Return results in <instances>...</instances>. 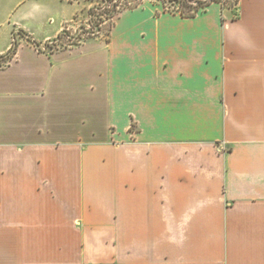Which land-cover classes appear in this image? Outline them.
Masks as SVG:
<instances>
[{"label":"crops","instance_id":"crops-1","mask_svg":"<svg viewBox=\"0 0 264 264\" xmlns=\"http://www.w3.org/2000/svg\"><path fill=\"white\" fill-rule=\"evenodd\" d=\"M150 3L0 0V264H264V0Z\"/></svg>","mask_w":264,"mask_h":264},{"label":"trees","instance_id":"trees-1","mask_svg":"<svg viewBox=\"0 0 264 264\" xmlns=\"http://www.w3.org/2000/svg\"><path fill=\"white\" fill-rule=\"evenodd\" d=\"M125 1L126 4L122 7L119 5L120 4L119 0H107L106 7L108 9L110 8L111 9H110V15L107 16L106 19L107 21L112 22L109 30L106 33L107 37H109L110 35V31L116 17L119 16L122 10L137 8L141 6L145 0H125ZM149 1L152 2L158 8H160L161 12L163 13L179 15L182 18H194L197 15L206 12L208 7L214 3L220 4L223 10L226 9L227 8L226 4L229 0H149ZM233 2H234L233 4H235V6L237 7L239 4V0H233ZM102 30L103 29L98 30L99 33H94V32H88L87 30L83 29L77 38H81L83 33L87 35V38L85 37V40L96 39L100 37V33H102ZM63 32L58 36V38L54 41V43L62 41L64 37ZM19 34L21 35V37L27 39L28 41L30 42L33 41V39L24 31H19ZM17 49H18V43L15 40L11 50L7 54L0 56V68H2L3 64L9 63V61H11L15 57L17 53Z\"/></svg>","mask_w":264,"mask_h":264},{"label":"rangeland","instance_id":"rangeland-1","mask_svg":"<svg viewBox=\"0 0 264 264\" xmlns=\"http://www.w3.org/2000/svg\"><path fill=\"white\" fill-rule=\"evenodd\" d=\"M71 1H75L76 3L79 2L80 4L79 6L80 10L78 12V16L75 18V20L71 22L69 27L64 29L65 31L63 32L64 37L62 41L53 43L52 47L61 48L69 45H76L79 42H83L85 40V37L87 38L86 34L82 33V37L77 38L83 29L87 30L88 32H94V33H99L98 30L103 29L102 33H100V37H102L103 39H107L108 37L106 36V33L109 30L110 25L112 24V22L107 21L106 19V17L110 15V9H111V8L108 9L106 7L107 0H71ZM119 1H120L119 5L122 7L126 4L125 0H119ZM143 3L144 5L152 6L149 0H145ZM233 3H234L233 0L232 1L229 0L226 6L228 9H233L234 11H236L237 8ZM68 10L71 13V9ZM124 11L125 10H122V12ZM6 65L7 63L3 64L2 67Z\"/></svg>","mask_w":264,"mask_h":264}]
</instances>
